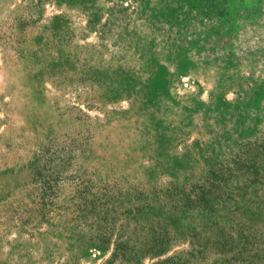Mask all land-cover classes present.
<instances>
[{"label": "rangeland", "instance_id": "rangeland-1", "mask_svg": "<svg viewBox=\"0 0 264 264\" xmlns=\"http://www.w3.org/2000/svg\"><path fill=\"white\" fill-rule=\"evenodd\" d=\"M0 264H264V0H0Z\"/></svg>", "mask_w": 264, "mask_h": 264}]
</instances>
